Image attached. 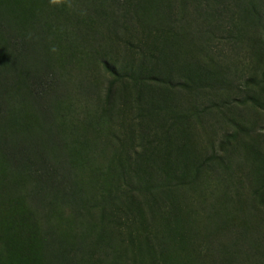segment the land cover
<instances>
[{
  "label": "rangeland",
  "instance_id": "rangeland-1",
  "mask_svg": "<svg viewBox=\"0 0 264 264\" xmlns=\"http://www.w3.org/2000/svg\"><path fill=\"white\" fill-rule=\"evenodd\" d=\"M123 1L122 31L108 0H0L3 140L65 154L87 201L107 175L120 186L124 208L105 213L117 264H264V0ZM37 77L39 96L27 87ZM3 160L0 264H38L45 220L77 242L89 221L67 206L42 215ZM141 172L176 188L143 193ZM92 256L100 264L101 252L84 251L85 263Z\"/></svg>",
  "mask_w": 264,
  "mask_h": 264
},
{
  "label": "trees",
  "instance_id": "trees-1",
  "mask_svg": "<svg viewBox=\"0 0 264 264\" xmlns=\"http://www.w3.org/2000/svg\"><path fill=\"white\" fill-rule=\"evenodd\" d=\"M116 1L118 0H108L110 10H112L113 6H115V12L117 14L115 19L112 20V23L118 25L123 31L128 27L129 23L128 15L124 14L126 6L123 0H120L118 4ZM194 2L193 9H199L197 3ZM247 5L251 6L250 0H247ZM93 9H95L94 6ZM225 9L226 8L223 6L222 9L219 10L212 9L211 14L215 17L216 14H219L221 11H225ZM2 12H0V17H2V15L3 17L7 15L6 11L3 10ZM116 14L112 12V17ZM22 45L23 43H21L19 46L20 51L18 49L14 50L12 55L17 56V58L21 57L23 52ZM9 69L10 68L4 70L0 69V106L1 96L10 87L8 83L9 80L4 79L2 72H7ZM12 69L15 70V66H13ZM139 82L141 81L135 80L134 85L138 90V95H140V87H137ZM41 83L42 82H39L38 77L32 78L27 85L28 90H30L28 93L31 94L32 92V94L39 96L40 92L44 91L43 89L41 91H38L37 89ZM43 144V141L37 139L34 141V143L29 142L27 145L24 143L23 146H18L17 149H14L7 146L6 140L4 141L0 134V155L1 158L4 159L3 163H5L8 169L14 172L17 171L16 169H19L27 177L29 181V187L25 197L30 204H33V207L38 208L41 211L42 215L45 214L46 211H51L56 207L61 209L62 207L67 206L69 208L71 207V211H73L71 213H73L74 216L77 214L80 215H77V220L85 218L89 222L86 225L87 231L81 230L82 235L81 238H78L77 242L67 243L54 232L51 226L47 223L49 221H42L44 225L41 232L39 233L40 257L38 264H90L85 263L83 260L84 251H86L88 254L90 252H101L103 256L99 259L100 264H104V260L105 264H117L119 262L118 260L122 258V254L116 251L118 246L116 241H113L111 238V233L115 230H113L114 224L111 222L114 217L107 218L105 213L112 215L116 207L121 206L125 199L127 201L126 197L121 200L125 192L121 190L117 183L113 184L111 182L104 181V179L109 181V176L107 175L101 184L103 186V183H105V192L95 198L92 196L89 199L90 201H87L85 199L86 194L83 188L81 186L75 185L74 183L72 172L68 166L67 157H65V154L60 153L59 151H53L55 154V159L45 152ZM50 144L52 145L51 142ZM59 145L61 146L60 143ZM148 161H151L149 157L144 160V164H146ZM128 164L129 160L124 166L127 167ZM118 166H123V164L118 161L117 166H113L112 169L115 170ZM109 172L113 174L111 168L109 169ZM100 177L102 178L103 176L100 175ZM135 177L136 185L142 187L140 191H143V193L150 194L151 191L155 190L162 194L164 190L176 188V185H170L171 183H169V179L151 182L150 174L147 176L143 174V172L136 174ZM125 203L128 205L127 202ZM119 208L122 209L124 207L122 205ZM150 208H152V206L147 205V209L150 210ZM93 209L96 210V215L93 214ZM80 210H82L84 213H81ZM76 211L78 213H76ZM93 216H96L94 217L95 221L92 219ZM139 218L140 214L137 215V221L130 222V226L128 225L129 230L127 232L134 233L136 228L134 227L135 224H137V226L140 224ZM91 226L93 229L90 228ZM175 227L176 226L173 225L171 231H173ZM137 231H139V228ZM119 242L122 244L125 243L121 241ZM145 246L146 249L149 251L151 250L149 247L150 240H148L146 235L143 236L142 246V254L144 256L147 254L144 248ZM132 247L136 251L141 246L136 247L132 245ZM92 258H94V256H92ZM96 259L97 258H94L91 264H96ZM129 259L132 261V258Z\"/></svg>",
  "mask_w": 264,
  "mask_h": 264
}]
</instances>
